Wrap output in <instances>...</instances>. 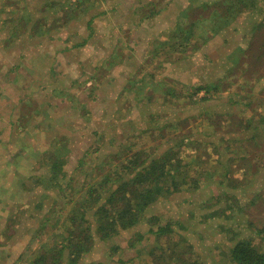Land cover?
Instances as JSON below:
<instances>
[{"label": "rangeland", "instance_id": "1", "mask_svg": "<svg viewBox=\"0 0 264 264\" xmlns=\"http://www.w3.org/2000/svg\"><path fill=\"white\" fill-rule=\"evenodd\" d=\"M257 12L237 0L0 1V264H162L150 250L179 236L206 264H235L229 248L242 236L264 249V233L256 234L264 227ZM206 82L217 89L199 101L204 91L193 86ZM167 148L191 178L203 168L210 179L182 185L106 239L87 211L84 231L73 211L79 182L120 170L139 150ZM59 159V173L74 178L67 190L46 179ZM168 222L173 231L157 241L149 228ZM76 243L86 250L71 263Z\"/></svg>", "mask_w": 264, "mask_h": 264}, {"label": "trees", "instance_id": "2", "mask_svg": "<svg viewBox=\"0 0 264 264\" xmlns=\"http://www.w3.org/2000/svg\"><path fill=\"white\" fill-rule=\"evenodd\" d=\"M237 1L243 4L245 8H253L259 11L257 12L259 14L258 17L255 16L257 20L254 16H250V23L253 25L254 23L257 25L264 18V6L258 4L259 0H250L247 6H245V0ZM230 7L226 5L225 9L227 13ZM241 11H243V7L240 5L237 9H232V12L228 16L223 15L221 17L222 22H220L226 25ZM214 14L216 16V13ZM218 16L220 15L218 14L216 17ZM195 25L193 21L189 23L186 34L180 36L183 42L189 41ZM219 26L220 23L210 28V32L217 33ZM186 45L188 44L184 46ZM216 86V82L214 84L206 82L193 86V88L195 89L194 93L204 91L198 98L199 101H202L207 100L209 97L207 96L208 92L211 89H217ZM182 140L183 138L177 144H181ZM144 152L146 151L139 150L128 156L124 160L123 166L119 168L120 170L109 166L91 178H85L82 182H79L81 186L76 193L80 194V198L77 200L73 211L83 219L82 222L87 223L84 231L89 230L91 226L90 220L85 217L87 211L94 212L97 222L96 230L102 239H106L118 234L120 230L135 226L145 217V210L150 205L167 198L182 185L195 188L198 186V183L210 179L203 168L198 170L202 177L191 178L186 171L187 162H184L182 156L170 148L160 153L154 150L147 151L145 154ZM252 158L255 159L254 157H250L249 159ZM63 162L65 161L60 159L53 161L51 169L54 171V174L49 176V178L46 176V179L51 187L58 186L61 188L64 186L65 190H67V187L72 184L74 178L70 177L67 179L66 172L59 173L61 169L59 164ZM254 162H251V165ZM94 178L96 179L92 180ZM71 198H73V195ZM148 231L154 233L156 240L159 241L162 235H166L173 230L171 224L168 222L164 225H158L155 229L149 228ZM263 233L264 227L258 229L256 234ZM166 241H170L171 243L165 245V242L161 240L159 246L150 250L149 253L156 257L153 261H163L166 264H173V261L174 264H206L205 260L203 261L197 256L191 242L184 238V236H179L174 242L171 239ZM80 243L72 244V247L78 245V249L75 247L74 255L69 260L71 263H75L80 252L86 250ZM228 257L235 264H264V249L261 250L260 247L254 245L253 238L242 236L237 238L229 248Z\"/></svg>", "mask_w": 264, "mask_h": 264}, {"label": "crops", "instance_id": "3", "mask_svg": "<svg viewBox=\"0 0 264 264\" xmlns=\"http://www.w3.org/2000/svg\"><path fill=\"white\" fill-rule=\"evenodd\" d=\"M0 1H2V0H0ZM15 73V72H14ZM13 78H12V80L13 81H15V80H17L19 77H20V75L19 74H13V76H12ZM13 156V155H12Z\"/></svg>", "mask_w": 264, "mask_h": 264}]
</instances>
